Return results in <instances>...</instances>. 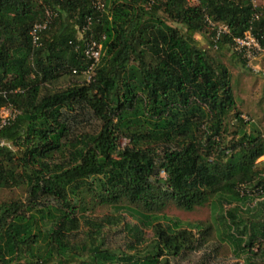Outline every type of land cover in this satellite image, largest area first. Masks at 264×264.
Here are the masks:
<instances>
[{
    "label": "trees",
    "instance_id": "obj_1",
    "mask_svg": "<svg viewBox=\"0 0 264 264\" xmlns=\"http://www.w3.org/2000/svg\"><path fill=\"white\" fill-rule=\"evenodd\" d=\"M103 1L99 11L93 0H0V107L20 111L0 130V190H23L0 201V264H172L213 231L237 256L263 250L264 199L240 213L251 199L241 190L264 189V135L248 128L229 68L196 34L214 35L211 19L231 29L218 48L234 50L250 27L264 46V4ZM103 35L87 81L81 45ZM73 76L83 79L59 85ZM206 205L208 223L166 213ZM100 209L111 213L94 217ZM120 224L124 246L113 247L108 229Z\"/></svg>",
    "mask_w": 264,
    "mask_h": 264
},
{
    "label": "rangeland",
    "instance_id": "obj_2",
    "mask_svg": "<svg viewBox=\"0 0 264 264\" xmlns=\"http://www.w3.org/2000/svg\"><path fill=\"white\" fill-rule=\"evenodd\" d=\"M194 2V1H192ZM255 5H263L264 0H253ZM162 13V12H161ZM176 25L174 22H170ZM196 38L212 61L220 62L225 64L232 76V86L234 94L237 101V110L242 113V117L249 121V126L255 125L258 127L262 134L264 135V52L259 55V57L248 64L247 62H242L238 55L233 56V48L231 45L225 46L220 49L214 45V39L209 31L205 33H197ZM259 67L261 71H258ZM83 79L82 77H72L63 78L59 85L66 86L70 80L77 81ZM235 126L231 123L230 131L227 134L229 138L232 136V131ZM123 145L127 143V140H123ZM9 145V143H8ZM262 160V157L259 161ZM22 189L14 188L13 190H0V201L4 198L10 196L22 197ZM242 194L247 193L251 198L244 204L242 208L241 215L247 219L250 215L247 212L246 206L252 207L257 204V201L264 199V189L259 190L253 188H247L241 190ZM111 211L108 209L98 210L94 217L102 218L105 214H110ZM168 216L179 219L183 222L184 226H189V224H196L198 222H212L214 215L212 213L210 205L197 207L193 211H186L183 209H178L171 206L166 210ZM131 220V218H129ZM122 224L113 226L108 229V242L113 247L124 246L126 231L122 230ZM82 230H86L83 226ZM193 231L197 229L193 228ZM148 236H152V232L149 230ZM256 254H243L237 256L234 253V247L227 241L223 240L219 233L213 231V234L208 238V240L201 241L193 251L184 253L178 257H172V264H248L247 258L250 260L260 263L264 260V249L259 250L258 246L253 248Z\"/></svg>",
    "mask_w": 264,
    "mask_h": 264
},
{
    "label": "built area",
    "instance_id": "obj_3",
    "mask_svg": "<svg viewBox=\"0 0 264 264\" xmlns=\"http://www.w3.org/2000/svg\"><path fill=\"white\" fill-rule=\"evenodd\" d=\"M93 6L99 11H103L105 9V3L103 0H93ZM52 18L51 10H47L46 19L43 22L36 23L31 31V35L33 38V42L35 45L40 44V33L47 28L48 23ZM92 16L87 17V23L79 28L80 36L83 37V34L86 31L91 30L92 25ZM209 28L214 31V35H212L214 42L218 41L222 36L229 35L231 36V29L226 23H216L211 19H208ZM211 33V32H210ZM105 35L102 36L101 39H97L94 37H90L86 39L81 45V49L84 53V56L90 61L88 67L84 70V75L87 77V81H91L92 77L101 62V58L104 54V42ZM234 41V51L240 55L248 64H252L259 55L264 52V46L262 45L259 37H257L252 27H250L247 31L244 32L242 36L233 37ZM217 47V44H215ZM258 71H261L259 67L254 68ZM77 70H74L76 73ZM19 110L15 108L12 104H6L0 107V130L1 128L10 123L16 116L19 114ZM7 142L5 139L0 138V145H6ZM262 162H264V156L262 157Z\"/></svg>",
    "mask_w": 264,
    "mask_h": 264
}]
</instances>
